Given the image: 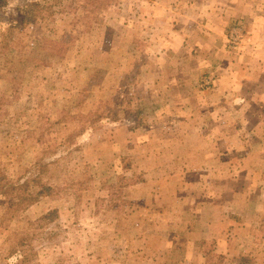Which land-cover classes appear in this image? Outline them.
<instances>
[{"label":"rangeland","instance_id":"rangeland-1","mask_svg":"<svg viewBox=\"0 0 264 264\" xmlns=\"http://www.w3.org/2000/svg\"><path fill=\"white\" fill-rule=\"evenodd\" d=\"M214 138L215 163L179 148ZM260 183L264 0H0V187L39 197L0 193V264H185L157 258L191 261L182 228L213 212L170 190Z\"/></svg>","mask_w":264,"mask_h":264},{"label":"crops","instance_id":"crops-1","mask_svg":"<svg viewBox=\"0 0 264 264\" xmlns=\"http://www.w3.org/2000/svg\"><path fill=\"white\" fill-rule=\"evenodd\" d=\"M176 95L172 94V99L176 104ZM182 97L187 98L186 95H182ZM162 112V118L156 123L154 121ZM178 112V111H176ZM146 117L150 119L154 118L151 124L155 129L163 130L168 126H176L173 122H170L171 116H175V114L167 113L166 111L151 109L147 110L144 114ZM190 116H193L191 113ZM211 117L216 121L217 114H211ZM208 130V131H207ZM210 129H199V135L203 136L206 132H210ZM187 133V132H186ZM211 135V133H210ZM184 139V138H182ZM185 145L179 148L182 150V155L188 156L190 153L195 150H209L212 154V161L215 163V156L218 152V141L214 138L213 142L209 139V143L202 140H195L193 142L184 140ZM188 143L190 145H188ZM206 154V152H205ZM205 157V156H203ZM197 157L189 156L185 159L181 158L178 162H181L185 168H188L190 164L195 163ZM199 163H202L199 161ZM204 165V163H202ZM213 167V166H212ZM212 170V168H211ZM214 171V170H213ZM221 173V172H217ZM215 180H219L220 176L212 175ZM197 180L203 181L202 177H196ZM199 178V179H198ZM217 181H214L216 183ZM207 184V181H206ZM263 183L258 185L257 191L255 193L252 189H247L246 191L233 190L228 189L226 191H214L210 192H187V191H179L176 189H171L173 192L182 193L183 198H187L191 196V199H194V203L189 205V208H193L192 211L195 210H209L211 208L213 215L212 219H210L208 225H193V228L186 231V227L182 230L185 232V239H179L180 242L184 241L186 246L189 247V251L193 253V256L190 258L191 261L185 259V253H183L182 259L179 255L173 254H165L163 258H157L158 260H163V262H167L175 257L177 262L183 261L185 264H206L209 261H204L205 259H209L212 261V264H228L229 262H238L240 257H250L254 260V262H258L259 264H264V225H260L259 220L261 216L264 214V193H263ZM172 192V193H173ZM187 192V193H185ZM239 192H243V198L241 199V204L244 206V212H246V223L241 225V235L239 238H235L232 233L236 229V225H231L232 222L228 221L227 215L232 213L233 210L236 211V205L234 204V200L236 196H238ZM171 196V194H169ZM200 200L198 203H196ZM194 205V207H193ZM225 214V220L223 215ZM251 219L250 221L248 219ZM179 244V243H178ZM212 247L213 251H208L206 245ZM176 252L177 250H172ZM178 252V251H177ZM195 259V260H194ZM217 261V262H216Z\"/></svg>","mask_w":264,"mask_h":264},{"label":"trees","instance_id":"trees-1","mask_svg":"<svg viewBox=\"0 0 264 264\" xmlns=\"http://www.w3.org/2000/svg\"><path fill=\"white\" fill-rule=\"evenodd\" d=\"M41 5H37L36 8H40ZM26 185V184H24ZM21 186V185H20ZM0 193L3 194V195H9V196H12L14 197L17 201V203L19 202V204L23 205V209L26 208L27 206H30L31 204L35 203L39 197L33 201H30L27 197H25L26 195V192H22V194H16V189L15 188H5V187H0ZM16 203V204H17ZM12 204H14V202L12 201ZM21 209V210H23ZM26 210V209H25ZM238 260H241V261H244L246 260L245 257H242Z\"/></svg>","mask_w":264,"mask_h":264}]
</instances>
